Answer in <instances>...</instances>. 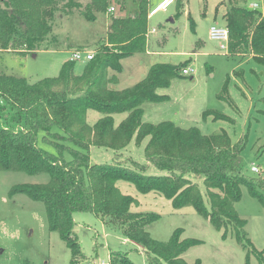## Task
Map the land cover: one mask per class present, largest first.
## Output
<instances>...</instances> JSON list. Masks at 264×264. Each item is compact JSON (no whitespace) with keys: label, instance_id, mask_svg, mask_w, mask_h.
Returning a JSON list of instances; mask_svg holds the SVG:
<instances>
[{"label":"trees","instance_id":"16d2710c","mask_svg":"<svg viewBox=\"0 0 264 264\" xmlns=\"http://www.w3.org/2000/svg\"><path fill=\"white\" fill-rule=\"evenodd\" d=\"M250 1L227 0L224 5L228 52L231 57L249 56L264 75V13L243 6ZM129 2L138 4L134 16L108 13L112 6L125 11ZM187 2L177 0L175 19L185 14ZM74 10H80L89 22L96 20L97 13H108L112 18L103 45L93 60L85 62L81 74H76V62L68 61L57 78L30 84L25 77L9 75L0 66V171L49 177L46 183L17 185L10 194H25L45 205L50 231L58 232L71 251L70 264H91L75 233L76 213L94 214L143 251L147 264H188L181 255L199 241H182L183 229L175 230L167 242L153 239L147 227L160 216L132 212L138 201L121 192L119 181L132 183L142 194L161 195L174 209L193 207L223 232L224 240L230 231L234 233L237 244L247 252V264L251 255L264 264V252L255 248L246 230L248 221L235 208L242 199V187L264 206V180L242 174V141L233 144L225 131L205 135L199 128L184 129L169 121L143 122L144 104L167 101L169 97L158 90L182 77L191 61L154 64L137 84L123 90L117 87L122 61L147 52L152 11L149 0H0V55L25 56L48 48L45 43L53 32L56 13L69 15ZM187 19L195 32L190 13ZM110 72L114 74L109 76ZM235 73L241 77V71ZM230 82L228 76L217 97L236 109ZM259 102L264 116V95ZM89 110L103 116L94 126L87 122ZM118 114L128 116L115 126ZM210 117L232 122L215 110L203 113V120ZM146 139L145 158L164 175H146L147 165L133 160L131 167L118 163L121 152L133 141L140 147ZM92 147L112 150L114 162L93 163L89 154ZM109 260V264H136L123 250L112 251Z\"/></svg>","mask_w":264,"mask_h":264},{"label":"rangeland","instance_id":"374dc122","mask_svg":"<svg viewBox=\"0 0 264 264\" xmlns=\"http://www.w3.org/2000/svg\"><path fill=\"white\" fill-rule=\"evenodd\" d=\"M159 1L149 0L152 2L150 8L153 9ZM226 2L188 0L186 8L195 21V32L191 30L189 22L187 28H183L180 22H171L178 12L177 0L176 7L172 6L152 17L148 22V53L124 59L123 76L127 81L124 87L136 84L154 64L180 65L192 59L193 64L187 68L194 70V75L185 76L181 72L182 77L173 79L168 88L159 89L158 94L168 96L169 99L144 104L143 122L159 124L169 121L184 129L199 128L205 135L225 131L233 144L242 141V174L249 179L264 180V116L261 115L262 105L259 102L264 95L263 70L250 62L249 56L231 57L229 52L221 49L220 43L209 37L211 26H226ZM243 6L249 8L248 3ZM64 13L67 12L55 15V30L45 43L48 48L25 56L0 55V66L5 73L25 77L30 84H35L45 78H57L65 61L71 60L72 52L79 50L97 55L108 34L110 15L97 13L96 20L89 22L80 10H74L71 14L77 18L61 27V14L68 16ZM55 33L59 44L55 42ZM83 64L84 61L76 62V74L82 72ZM236 70L242 72L241 77L236 75ZM228 76L231 77V102L236 105V109L217 97ZM207 110L221 112L232 122L216 121L212 117L203 120V113ZM121 115L125 114L115 115L116 121L121 120ZM100 116L96 111H88L87 121L93 123ZM148 140L140 147L133 141L121 152L122 157L118 163L131 167L130 160H133L147 165L146 175H164L145 158L144 150ZM89 154L95 164L114 162L115 154L112 150L92 147ZM48 180L46 174L31 176L21 172L0 171V264H70L71 251L58 232L50 231L45 205L25 194H10L11 189L17 185L42 184ZM199 183L204 192L202 181ZM117 186L124 195L138 201L137 205L132 206V212L156 213L160 216L147 227L153 239L167 242L175 230L183 229L182 241H199L181 255L188 264H195L196 261L201 264H247V252L237 244L234 233L230 231L224 240L223 232L217 231L193 207L174 209L171 202L161 195L154 192L142 194L126 181H119ZM235 208L248 221L246 230L255 248L264 252V206L250 196L246 187H242V199ZM74 217L75 233L91 264H109L110 253L117 250L127 252L136 264H147L143 251L108 228L94 214L76 213ZM248 264L260 262L257 256L251 255Z\"/></svg>","mask_w":264,"mask_h":264},{"label":"built area","instance_id":"2783aa9c","mask_svg":"<svg viewBox=\"0 0 264 264\" xmlns=\"http://www.w3.org/2000/svg\"><path fill=\"white\" fill-rule=\"evenodd\" d=\"M175 4V0H163L160 4H158L150 13H149V17H153L156 14H158L161 11H167L172 5ZM248 7L251 10L254 11H261L262 13H264V4H263V0H251L248 3ZM117 8L115 6H112L109 9V14H115L117 13ZM209 37L212 41H216L218 43H220L221 49L225 50L226 53H228V44H229V31L227 29L226 26L224 27H220L217 25H213L210 27L209 30ZM95 57L94 53H89L86 51H75L72 54V58L71 61H84V62H88L93 60V58ZM182 74L185 76H189V75H194V70L189 69V68H185L182 71ZM255 171H257V169H255Z\"/></svg>","mask_w":264,"mask_h":264},{"label":"crops","instance_id":"0c3cea01","mask_svg":"<svg viewBox=\"0 0 264 264\" xmlns=\"http://www.w3.org/2000/svg\"><path fill=\"white\" fill-rule=\"evenodd\" d=\"M163 0H160L156 5H155V7L158 5V4H160L161 2H162ZM149 4L151 5L152 4V2H149ZM172 6H175V4L174 5H172ZM171 6V7H172ZM154 7V8H155ZM170 7V8H171ZM176 7V6H175ZM153 8V9H154ZM169 8V9H170ZM138 9V4H136V3H134V2H129L128 3V5H127V7H126V9H125V11H119L118 9V11H119V14H118V11H117V14L119 15V16H122V17H131V16H134L135 15V13H136V10ZM152 9V10H153ZM216 11H217V9L215 10V18H216ZM188 13H190L191 14V12H189L188 10H187V8H186V12H185V14L180 18V19H175V16H176V14H175V16H174V18H172V20H171V22H175V21H177V22H180L181 23V25H182V27L183 28H187V22H189L188 21V19H187V15H188ZM116 14V15H117ZM106 16L107 15H109L108 13L107 14H105ZM117 15V16H118ZM61 18H59V23H62L61 24V27L63 26V24H66V23H70V21H71V19H76L77 17H73L72 16V14L70 15H68L67 17L65 16L64 17V15L63 14H61V16H60ZM154 17V16H153ZM110 18H111V15H110ZM152 17H149V20L151 19ZM217 19V18H216ZM111 23H112V18H111V20L109 21V30H108V32L110 31V26H111ZM55 26V25H54ZM148 28H149V26H148ZM54 30H55V28L53 27V32H54ZM149 32V31H148ZM55 35H56V41L55 42H57V44H59V38H58V35L55 33ZM147 44H148V41H147ZM68 46H69V44H68ZM41 51V50H40ZM39 52V51H38ZM37 52V53H38ZM148 53V52H147ZM72 54H73V52H72ZM196 55V54H195ZM68 61H71V60H68ZM68 61H65V63L66 62H68ZM191 62H192V59H191ZM84 64H85V62H84ZM83 64V65H84ZM193 63H190L188 66H191ZM122 65H123V71L120 73V74H118L117 75V77H118V82H117V87H118V89H120V90H123V89H126V88H129V87H124L125 85H126V82H125V80H124V76H123V74H124V71H125V68H124V65H125V61L123 60L122 61ZM151 68V66L148 68V70L146 71V72H144L143 74H145L144 75V77L143 78H145V76L147 75V73H148V71H149V69ZM83 69V68H82ZM82 73V72H81ZM80 73V74H81ZM114 73L113 72H110L109 73V76H112ZM142 78V79H143ZM142 79H140L138 82H140ZM123 81V82H122ZM137 82V83H138ZM136 83V84H137ZM135 85V84H134ZM131 86H133V85H131ZM89 111H94V110H89ZM97 112V111H96ZM99 113V112H98ZM122 116V118H121V120H119V121H116V119H117V117H115L114 116V119H115V126H119L126 118H127V114H125V115H121ZM103 116H102V114H101V116L100 117H97L95 120H94V122L93 123H89L88 121V123L91 125V126H94L101 118H102ZM95 148H97V147H95Z\"/></svg>","mask_w":264,"mask_h":264}]
</instances>
